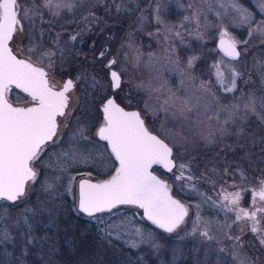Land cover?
Instances as JSON below:
<instances>
[{"label": "rangeland", "instance_id": "374dc122", "mask_svg": "<svg viewBox=\"0 0 264 264\" xmlns=\"http://www.w3.org/2000/svg\"><path fill=\"white\" fill-rule=\"evenodd\" d=\"M249 1L252 9L239 0H60L62 6L57 9V0H52L51 8L43 6L44 0H18L21 8H35L38 14L33 12L31 18L22 19L24 28L11 42L13 50L45 68L54 87L63 85L68 77L75 87L68 93L65 116L58 118L57 135L44 146L41 159L34 162L35 182L31 181L25 195L13 204L33 197L36 185V189L48 194L52 207L64 203L67 195L78 210L79 180H100L114 171L117 164L96 135L103 123L100 108L113 94L126 108L136 106L134 109L139 110L147 127L173 148L176 163L187 165L182 179L177 178L178 168L159 174L171 187L176 180L180 195H175L189 209L185 223L167 233L181 240L172 247L173 263L190 252L196 262L201 255L206 264L210 260L215 262L209 264H264L263 235L251 232L250 220L236 221L235 211L222 207L223 200L218 195L222 187L228 192H240L244 197L240 207L251 211L252 190L264 178V34L258 29L264 20V9L262 0ZM233 4L245 9L250 21H245ZM54 19L59 20L57 31L52 25ZM51 30L61 34V47L68 50L66 59L59 60L54 50L45 49V35ZM225 31L239 42L238 60L217 54L216 39ZM29 35H36L39 41L35 44L33 38V48ZM90 35L88 56L82 55L78 61L73 49L75 45L82 49ZM48 52L53 54L50 58L44 55ZM193 57L196 59L190 65ZM207 57L210 70L206 79L197 68ZM110 60L116 61L111 68L121 76V87L116 91L112 90L109 76ZM214 65L224 74L223 84L218 81ZM232 70L239 76L235 77L234 90L227 91ZM8 99L21 106L31 102L29 96L15 88ZM250 102L254 107H248ZM73 153L77 154L75 160ZM188 176L194 179L188 181ZM69 177H75L70 191ZM49 184L54 185V191L48 190ZM200 193L211 199L205 200ZM40 194L35 198L38 203ZM256 202L261 206L259 199ZM0 210V232L10 234L9 240H0L2 252L7 256L17 254L18 250L12 251L9 243L19 239L34 246L24 242L23 255L35 248L43 251L45 238L26 230L34 226V221L24 217L19 221L24 230L18 229L16 221L1 216L9 209ZM197 212L200 219L193 232ZM90 218L107 243L119 251H139L147 245L155 251L164 249L160 230L151 226L137 207L117 206ZM257 218L264 222V213L258 212ZM204 231L211 239L202 235Z\"/></svg>", "mask_w": 264, "mask_h": 264}, {"label": "snow or ice", "instance_id": "6c2138e0", "mask_svg": "<svg viewBox=\"0 0 264 264\" xmlns=\"http://www.w3.org/2000/svg\"><path fill=\"white\" fill-rule=\"evenodd\" d=\"M43 6L51 8L52 0H44ZM61 6L60 0H57L55 7L59 9ZM232 6L244 16L245 21H250L251 16L245 9L236 4ZM261 8L264 9V0L261 2ZM33 12L38 14L35 8H21L18 0H0V200L13 203L25 195L26 186L30 181L35 182L37 173L34 170V162L41 159L44 146L57 135V118L65 116L69 101L67 93L75 87L69 79L61 85V90H56L49 83L48 73L43 68L34 66L30 61L18 59L13 53L10 43L18 31H23L22 19L31 18ZM58 14L53 12V15ZM258 29L264 34V20L260 21ZM71 39L75 40L76 37ZM238 43L225 31L221 35L219 47L225 56L236 59L240 55L237 50ZM44 55L50 58L53 54L48 52ZM194 59L196 58L189 60L190 65ZM115 63L116 61L112 60L108 65L109 69ZM213 67L216 68L218 81L223 84V72L218 65ZM237 76L239 73L232 70L227 91L234 90ZM110 77L113 88L119 89L121 77L118 72L110 71ZM13 87L27 93L34 105L14 107L8 99ZM201 87L205 88V85L202 84ZM248 107H254V102H250ZM102 111L103 125L98 128L96 135L110 146L111 154H114L119 166L115 174L105 181H80L78 210L92 217L96 213L111 212L119 205H134L143 209L147 219L158 228L166 233L175 232L185 223L189 209L170 195L169 185L154 175L152 168L153 165H160L169 172L178 168L177 178L182 179L185 178L184 169L187 165L174 161L173 148L149 132L138 112L125 111L114 98L107 99ZM76 156L77 154L73 153L74 160ZM83 159L87 162V158ZM186 179L192 181L194 178L188 176ZM74 181L75 177H69V191ZM258 183L259 187L252 190L251 211L240 207V192H228L222 187L218 193L223 200L222 207L228 212L235 211L236 221L252 222L250 230L253 233L260 231L257 213H264V178ZM47 188L54 191L53 184H49ZM200 195L205 200L211 199L203 193ZM257 197L261 206H257ZM196 207L199 208V205ZM199 219L197 212L192 225L193 232L198 227ZM137 232L143 239L139 230ZM202 235L208 237V232L204 231ZM9 239V233L0 232V240ZM261 243H264V238Z\"/></svg>", "mask_w": 264, "mask_h": 264}, {"label": "trees", "instance_id": "16d2710c", "mask_svg": "<svg viewBox=\"0 0 264 264\" xmlns=\"http://www.w3.org/2000/svg\"><path fill=\"white\" fill-rule=\"evenodd\" d=\"M239 1L250 9L253 8L249 0ZM256 17H259V15L257 14ZM52 22V25L57 31L58 26L56 23H58L59 20L54 19ZM56 31L51 30L47 32L45 35V42L43 43L47 42L46 46H44L45 49L54 50L56 54L55 57L59 60H63L66 59L68 50L65 51V49L61 47V37L58 38L61 34L59 31ZM17 35L18 33H16L14 37ZM35 36H27V39L30 38V45L32 48L33 46L35 47V44L39 43ZM91 36L92 35L88 37L86 43L82 44V49L75 45L73 50L79 56L78 61L81 57L88 56L86 55L88 52L87 47L92 39ZM34 37L35 44H33ZM217 54L221 55L219 52H217ZM208 61L209 57L203 58L197 68L206 79L209 78L210 70ZM129 107L136 108V106L133 105H129ZM97 113L100 117L99 109H97ZM249 148L252 150V145H249ZM154 171L158 174H164L163 170L159 167H154ZM107 175L108 174H106V177ZM173 183V193L180 195L176 190V180H174ZM38 193H41L39 196L41 200L40 203L35 200ZM46 195L48 196L47 193L40 192L36 189L35 185L33 197L27 199L24 203L19 205H14L13 203H0V209H9L4 211V215H1L7 221H16V223L19 224L18 229H21L24 227V224L19 221L27 217L29 220L34 221V226L31 225L32 227L29 226L26 230L29 231L30 229L35 235H40L45 238L42 252L40 249L37 250L35 248L31 250L32 252L23 255V243L25 242L26 246L30 245L27 243L28 240L26 239H19L18 241L9 243L12 251L14 248L15 252L18 250V253L13 254V256H7L1 251L2 248L0 247V264H206L202 261L201 255L200 257L198 256L197 263L194 257L195 255L190 252H186L181 259L173 263L174 259H172L173 257L171 254L172 247L177 246L176 244H179L181 240L162 231H158V234L162 237L163 250L155 251L152 246L147 245L139 248V251L132 248L119 251L117 248L107 243L105 237L100 234L99 228L90 217L76 210L69 196H64L66 199L61 205L52 207ZM39 207L42 208L41 211H39ZM18 237L20 238L21 235H18ZM30 246L34 247L33 245ZM47 254L50 259L48 262H45L44 259ZM210 261L211 263L215 262V260Z\"/></svg>", "mask_w": 264, "mask_h": 264}, {"label": "water", "instance_id": "95a60500", "mask_svg": "<svg viewBox=\"0 0 264 264\" xmlns=\"http://www.w3.org/2000/svg\"><path fill=\"white\" fill-rule=\"evenodd\" d=\"M220 38H221V36H219L217 39H216V48H217V50L222 54V56L224 57V58H226V59H228V60H232V61H234V60H238L240 57H241V50H240V48L237 46V50L240 52V55H239V57L238 58H236V59H232L231 57H228V56H225L224 55V53L220 50V47H219V41H220ZM10 47H11V45H10ZM13 53L17 56V58L18 59H24V60H27V61H30L29 59H27V58H23V57H20V56H18L14 51H13ZM112 60H110L109 61V63H108V65L110 64V62H111ZM31 62V61H30ZM33 63V62H32ZM34 64V66H37V67H41V66H39V65H37V64H35V63H33ZM112 66V65H111ZM41 68H43V67H41ZM45 71H46V69L45 68H43ZM110 71H117V70H115L114 68H111L110 69ZM47 72V71H46ZM118 72V71H117ZM118 74H119V72H118ZM120 75V74H119ZM109 76H110V72H109ZM121 77V76H120ZM69 79H71V78H66V80H65V82L66 81H68ZM72 80V79H71ZM110 80H111V77H110ZM64 82V83H65ZM63 83V84H64ZM111 85H112V83H111ZM13 88H15V87H13ZM56 88V87H55ZM17 89V88H16ZM17 90H19L20 92H22L23 94H25V95H27L28 96V94L27 93H25V92H23L22 90H20V89H17ZM56 90H61V87L60 88H56ZM112 90L113 91H116L117 89H115V88H113V86H112ZM68 94V93H67ZM30 97V96H29ZM31 98V97H30ZM108 98H114L115 99V97H114V95L112 94V95H110ZM107 98V99H108ZM107 99L104 101V103L102 104V106H101V112H102V118H103V111H102V109H103V106H104V104L106 103V101H107ZM115 101L117 102V104H119L121 107H123L124 109H125V111H129V112H138L139 114H140V112H139V110L138 109H134V108H126L125 106H123L121 103H119L116 99H115ZM10 102V101H9ZM10 103H12V102H10ZM13 104V103H12ZM34 105V104H33ZM33 105H30V106H21V105H14L13 104V106L14 107H31V106H33ZM140 117H141V119L143 120V118H142V116H141V114H140ZM144 121V120H143ZM103 125V123L100 125V126H102ZM144 125H145V127L149 130V132H151L153 135H157L155 132H153V131H151L148 127H147V125H146V123H145V121H144ZM99 126V127H100ZM98 127V128H99ZM98 130V129H97ZM158 136V138H160V139H162L159 135H157ZM98 137V136H97ZM99 138V137H98ZM100 139V138H99ZM164 140V139H163ZM102 141V140H101ZM165 141V140H164ZM50 142V141H49ZM103 142H105V144H106V147H107V149H108V151H109V153H110V155L113 157V159L116 161V159H115V156H114V154H111V149H110V146L109 145H107V142L106 141H103ZM165 143H167L166 141H165ZM170 146V145H169ZM171 147V146H170ZM173 159H174V150H173ZM174 161H175V159H174ZM176 162V161H175ZM116 163H117V165H116V168H118V161H116ZM155 166H157V167H160L164 172H166V173H169V171L167 170V169H164L162 166H160V165H153V168L155 167ZM116 168L114 169V171L108 176V177H106V178H103V179H100V180H95V179H91V178H86V177H84V178H81L80 180H79V182H78V200H77V208H78V201H79V183H80V181H82V180H84V179H87V180H89L90 182H92V183H97V182H102V181H105V180H107V179H109L112 175H114L115 174V170H116ZM153 168H152V171H153V174L154 175H156L159 179H161V180H163L165 183H167L168 185H169V187H170V195L174 198V199H176V200H178L179 202H181L182 204H184L176 195H174V193H173V190H172V187H171V185L169 184V182L167 181V180H165V179H163L159 174H157L154 170H153ZM175 168H173V170H174ZM35 170V169H34ZM172 170V171H173ZM171 171V172H172ZM31 182V181H30ZM29 182V183H30ZM28 183V184H29ZM28 184H27V186H26V190H27V187H28ZM26 190H25V193H26ZM21 198V197H20ZM1 201H6V200H0V202ZM7 202H10V203H12L11 201H7ZM185 205V204H184ZM119 206H134V205H119ZM134 207H136V206H134ZM138 208V207H137ZM140 209V208H139ZM141 210V212H142V215H143V217H144V219L151 225V226H153V227H155L156 229H158V230H160V231H162V232H165L164 230H162V229H160V228H158L156 225H154L151 221H149L148 219H147V216L144 214V210L143 209H140ZM79 211V210H78ZM80 212V211H79ZM80 213H82L83 215H85V216H88L86 213H83V212H80ZM103 213H105V212H103ZM96 214H99V213H96ZM95 214V215H96ZM166 233V232H165Z\"/></svg>", "mask_w": 264, "mask_h": 264}, {"label": "flooded vegetation", "instance_id": "af4514ba", "mask_svg": "<svg viewBox=\"0 0 264 264\" xmlns=\"http://www.w3.org/2000/svg\"><path fill=\"white\" fill-rule=\"evenodd\" d=\"M11 44V43H10ZM12 47V46H11ZM15 51V50H14ZM16 52V51H15ZM60 87V86H59ZM58 87V88H59ZM34 104V102L31 100V102H30V105H33ZM30 105H28V106H30ZM59 118V117H58ZM58 118H57V120H58ZM58 130V129H57ZM55 137H53V139H54ZM241 194V193H240ZM244 198V197H243ZM243 198L241 197V201L240 202H242L243 201ZM252 198H253V192H252ZM258 200V197L256 198V201ZM258 219V218H257ZM259 220V219H258ZM259 229H260V233L263 235V237H264V222H262L261 220H260V223H259ZM264 244V243H263Z\"/></svg>", "mask_w": 264, "mask_h": 264}]
</instances>
